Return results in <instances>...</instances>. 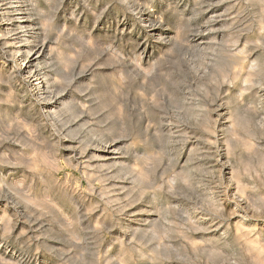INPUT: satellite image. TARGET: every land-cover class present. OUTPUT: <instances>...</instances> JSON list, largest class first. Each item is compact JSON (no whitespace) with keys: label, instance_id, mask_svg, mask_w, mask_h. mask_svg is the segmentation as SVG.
<instances>
[{"label":"rangeland","instance_id":"obj_1","mask_svg":"<svg viewBox=\"0 0 264 264\" xmlns=\"http://www.w3.org/2000/svg\"><path fill=\"white\" fill-rule=\"evenodd\" d=\"M43 4L58 111L0 32V264H264V0Z\"/></svg>","mask_w":264,"mask_h":264},{"label":"bare ground","instance_id":"obj_2","mask_svg":"<svg viewBox=\"0 0 264 264\" xmlns=\"http://www.w3.org/2000/svg\"><path fill=\"white\" fill-rule=\"evenodd\" d=\"M129 1V0H128ZM59 2V0H58ZM43 3H51L52 4V0H0V9L2 12H0V32H3L2 30V25L5 24L6 26V32L4 33L5 35H11L12 32L15 36V38L17 39V42H18V45L15 49V51L18 53H22V67L24 69V75L27 76V78H31L33 76H37V83H35L34 86L35 87V91H36V96H38L41 100H43L44 103H46V106L48 107V110L49 111H56V107L58 104L61 105V100L62 98H57L56 100H53L54 99V93L55 91L53 90V87L56 88V91H59L60 90V86H57V85H60V84H52L51 80L50 81H46L44 82V77H47L48 75H52L53 74H56V73H53L51 74V71H45L46 69V66L48 67L49 65L46 64L45 67H42V64H45V62L47 63V60H46V57L49 53V49L50 48H47V41L46 40H49V31L51 30V26H49L47 24L48 21L51 20V18H53L50 14L51 12V9L48 8V5L45 6ZM53 3H55L53 1ZM50 6V5H49ZM56 6V5H55ZM2 7V8H1ZM54 7V6H52ZM55 9V8H54ZM155 10V9H154ZM179 10V9H178ZM258 10V9H257ZM263 11V10H262ZM55 13V12H54ZM54 13H53V16H54ZM144 13V12H143ZM146 13V12H145ZM152 13V12H151ZM180 14V13H179ZM181 16V15H180ZM154 17V16H153ZM55 19V18H54ZM53 19V20H54ZM156 19V18H155ZM180 19V18H179ZM52 20V21H53ZM152 20V17L151 15H147V18L145 21L150 23ZM133 21V20H132ZM51 22V21H50ZM49 23V22H48ZM143 23V22H142ZM57 24V23H56ZM55 25V24H54ZM142 25V24H141ZM4 26V25H3ZM4 26V27H5ZM178 26V25H177ZM178 29V28H177ZM54 31V30H53ZM11 33V34H10ZM239 34V33H238ZM2 35V34H1ZM0 35V36H1ZM13 36V37H14ZM6 39V38H5ZM9 39V38H8ZM8 39L6 41H8ZM12 39V37H11ZM201 39V38H200ZM1 40V39H0ZM4 40V39H3ZM258 41V40H256ZM260 41V40H259ZM52 42V41H51ZM183 42V41H182ZM252 42V41H251ZM9 43V42H8ZM7 43V44H8ZM49 43V41H48ZM4 44H6V42H2L0 43V53H2V55H7V56H11V52L7 50V48L4 47ZM12 46V45H11ZM14 49V48H12ZM55 49V47H54ZM53 51V49H51ZM50 50V51H51ZM240 50V49H239ZM12 51V50H11ZM56 51V50H55ZM10 52V53H9ZM13 52V51H12ZM226 52V51H225ZM53 53V52H52ZM60 53V52H59ZM63 53V52H62ZM56 54V53H55ZM245 54V52H244ZM255 54V53H254ZM57 55V54H56ZM13 56V55H12ZM17 56V55H16ZM35 56V57H34ZM261 56V55H260ZM56 57V56H55ZM57 58V57H56ZM54 58V60L56 59ZM259 58V57H258ZM264 58V56H263ZM52 61L55 62V61ZM66 60V59H65ZM73 60V59H72ZM244 60V59H243ZM51 62V61H50ZM60 62H58V65H59ZM63 63V62H62ZM90 63V62H89ZM254 62H252L253 64ZM256 63V62H255ZM264 63V61L261 62V64ZM251 64V63H250ZM56 65V64H55ZM61 65V64H60ZM63 65V64H62ZM255 65V64H254ZM133 66V65H132ZM250 66V65H249ZM252 66V65H251ZM262 66H264L262 64ZM50 67V66H49ZM253 67V66H252ZM251 67V68H252ZM255 67V66H254ZM13 68V67H12ZM20 68V67H19ZM61 68V67H60ZM256 68V67H255ZM63 69V68H62ZM8 70V69H7ZM16 70V69H15ZM242 70V68H241ZM249 70V69H247ZM238 72V71H237ZM252 72V71H251ZM259 72V71H258ZM18 73V72H17ZM235 73V72H234ZM66 74V73H65ZM64 74V75H65ZM219 74V73H218ZM63 75V74H62ZM63 75V76H64ZM67 75V74H66ZM246 76V74H244ZM249 75V74H248ZM248 75L246 77H248ZM256 75V74H255ZM22 76V75H21ZM250 76V75H249ZM66 77V76H65ZM234 77V76H233ZM245 77V78H246ZM25 78V77H24ZM55 78V76H54ZM229 78V77H228ZM257 78H259L257 76ZM23 79V78H22ZM43 79V80H42ZM222 79V78H221ZM230 79V78H229ZM228 79V80H229ZM256 79V78H255ZM28 80V79H27ZM31 80V79H30ZM54 80V79H53ZM244 80V79H243ZM58 81V80H57ZM79 81V80H78ZM246 82V79L244 80ZM242 81V82H244ZM35 82V81H34ZM51 82V83H50ZM10 83V82H9ZM66 83V82H64ZM232 83V82H231ZM256 83V82H254ZM253 83V84H254ZM258 83V81H257ZM81 84V83H80ZM229 84V83H228ZM262 84V83H261ZM89 85V84H88ZM206 85V84H205ZM250 85V84H249ZM263 85V84H262ZM56 86V87H55ZM62 86V85H61ZM80 86V85H79ZM84 86V85H83ZM245 86V85H244ZM81 87V86H80ZM252 87V86H251ZM246 88V87H245ZM89 89V87L87 88ZM82 90V88H81ZM243 90V89H242ZM245 90V89H244ZM260 90V89H259ZM31 91V90H30ZM79 91V90H77ZM57 93V92H56ZM55 93V94H56ZM258 93V92H257ZM264 93V92H263ZM61 94V93H60ZM69 94V93H68ZM67 94V95H68ZM31 95V94H30ZM217 95V94H216ZM240 96V95H239ZM258 96V95H257ZM61 97V96H60ZM67 98V97H66ZM261 98V97H260ZM47 99H50L47 101ZM262 99V98H261ZM46 100V101H45ZM70 101V100H69ZM42 102V103H43ZM66 103V102H64ZM40 104V103H39ZM52 104V105H51ZM72 105V102L70 103ZM70 104H65L64 108L66 109H70ZM262 104V103H261ZM249 105V104H248ZM247 105V106H248ZM221 107V106H220ZM249 107V106H248ZM76 108V106H75ZM74 108V109H75ZM251 108V107H250ZM264 108V107H263ZM56 109V110H55ZM65 109V110H66ZM63 110V111H65ZM73 110V109H72ZM58 111V110H57ZM60 111V110H59ZM253 111V109H252ZM257 111V110H256ZM53 112V113H54ZM68 112V111H66ZM58 113V112H57ZM238 113V112H237ZM236 113V114H237ZM258 113V112H257ZM57 115V114H56ZM59 116V114H58ZM242 116V115H241ZM239 117V116H238ZM244 117V116H242ZM241 117V118H242ZM83 119V118H82ZM237 120V119H236ZM243 120V119H241ZM166 121V120H165ZM261 121V120H260ZM258 122V121H257ZM244 123V122H243ZM246 123V121H245ZM240 123H238V126H239ZM67 125V124H66ZM229 125V124H228ZM245 125V124H244ZM248 125V124H246ZM171 126V125H170ZM71 127V126H70ZM245 127V126H244ZM242 128V126H241ZM251 128V127H250ZM234 129V127H233ZM249 129V128H248ZM234 131V130H233ZM245 131V130H244ZM233 134V133H232ZM239 135V134H238ZM242 136V135H241ZM240 136V137H241ZM117 138V137H116ZM217 138V137H216ZM215 138V139H216ZM254 138V137H253ZM80 139V138H79ZM93 139V138H92ZM259 140V139H258ZM252 142V141H251ZM228 143V142H227ZM249 143V142H248ZM232 144V143H231ZM251 144V143H250ZM246 145V143H245ZM226 146V145H225ZM224 146V147H225ZM255 146V145H254ZM259 146V145H258ZM109 147V146H107ZM114 147V146H112ZM111 147V148H112ZM233 147V146H232ZM116 148V147H115ZM228 148V147H227ZM257 148V147H256ZM255 148V152L253 155H255V153H257V149ZM110 150V149H109ZM114 150V148H113ZM259 150V149H258ZM115 151V150H114ZM248 151V150H247ZM118 152V151H117ZM121 152V151H120ZM262 152V151H261ZM259 153V152H258ZM257 153V154H258ZM263 153V152H262ZM262 153H259L258 155L261 154L262 156ZM251 155V154H250ZM218 156V155H217ZM111 157V156H110ZM258 157V156H257ZM223 158V157H222ZM225 158V157H224ZM251 159V158H249ZM261 159V157H260ZM259 159V160H260ZM228 160V159H227ZM230 161V160H229ZM228 161V162H229ZM260 162H262L263 164V161L260 160ZM103 163V162H102ZM117 163V162H116ZM225 163V162H224ZM259 164V163H258ZM264 165V164H263ZM234 166V165H233ZM244 166H247V165H244ZM202 168V166H201ZM231 168V166H230ZM234 168V167H233ZM232 168V170H234ZM136 169V168H135ZM165 169V168H164ZM245 169V168H244ZM231 170V169H230ZM263 170V169H262ZM250 171V170H249ZM198 173V172H197ZM231 173V172H230ZM234 175V174H233ZM235 176V175H234ZM244 176V175H243ZM258 176V175H257ZM213 177V176H212ZM232 177V175H231ZM256 177V176H255ZM237 178V177H236ZM234 178L235 180H238L239 183H242V186L245 187L247 186L246 184L244 185L243 184V181H241V179H236ZM239 178V177H238ZM110 179V178H109ZM233 179V178H232ZM231 180V179H230ZM261 180V179H260ZM263 180V179H262ZM233 181V180H232ZM241 181V182H240ZM264 181V180H263ZM113 182V181H112ZM231 182V181H230ZM236 182V181H235ZM237 183V182H236ZM245 183V182H244ZM117 184V183H116ZM173 185V184H172ZM239 186V185H238ZM237 186V187H238ZM241 187V184L239 186V188ZM248 187V186H247ZM245 187V188H247ZM242 190V187L240 188ZM239 189V190H240ZM236 190V189H235ZM255 190V188H254ZM264 190V189H263ZM243 191H245L243 189ZM243 191H241L243 193ZM260 195V194H259ZM263 196V194H262ZM248 198V197H247ZM254 199V197H252ZM258 199V198H257ZM260 199V198H259ZM264 199V198H263ZM247 202V201H246ZM258 202V201H257ZM262 202V201H261ZM215 208V207H214ZM245 209V208H244ZM181 210V209H180ZM185 210V209H184ZM28 213V212H27ZM26 213V214H27ZM183 214V213H182ZM221 214V212H220ZM29 215V214H28ZM31 215V214H30ZM203 216V215H202ZM205 217V216H204ZM152 218V217H151ZM134 220V219H133ZM242 222V221H241ZM239 224V223H238ZM218 225V224H217ZM238 226V225H236ZM240 227V226H239ZM246 229V228H245ZM153 231V230H152ZM134 232V231H133ZM237 232V231H236ZM239 232V231H238ZM243 232V231H242ZM242 234V233H241ZM249 234V233H248ZM264 235V234H263ZM259 236V235H258ZM247 238V237H246ZM251 238V237H250ZM258 240V239H257ZM256 242V241H255ZM262 242V241H261ZM259 243V242H258ZM120 244V243H119ZM260 245V243H259ZM257 251V250H256ZM258 252V251H257ZM249 254V253H248ZM118 255V254H117ZM125 255V254H124ZM258 255V253H257ZM256 255V256H257ZM259 257L261 255H258ZM249 257V256H248ZM251 257V256H250ZM254 257V256H253ZM252 257V258H253ZM257 258V257H256ZM254 260V259H253ZM261 260V259H260ZM259 261V259H258ZM257 261V262H258ZM263 262V261H262ZM261 262V263H262ZM123 263V262H122ZM257 264V263H256Z\"/></svg>","mask_w":264,"mask_h":264}]
</instances>
